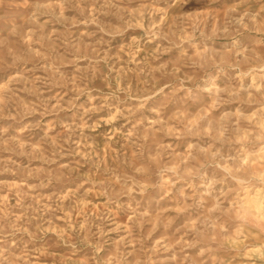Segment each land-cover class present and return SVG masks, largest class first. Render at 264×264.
Returning a JSON list of instances; mask_svg holds the SVG:
<instances>
[{
    "label": "rangeland",
    "instance_id": "374dc122",
    "mask_svg": "<svg viewBox=\"0 0 264 264\" xmlns=\"http://www.w3.org/2000/svg\"><path fill=\"white\" fill-rule=\"evenodd\" d=\"M0 264H264V0H0Z\"/></svg>",
    "mask_w": 264,
    "mask_h": 264
}]
</instances>
